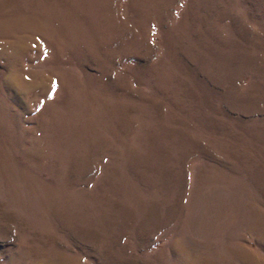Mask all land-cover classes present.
I'll return each instance as SVG.
<instances>
[{
    "label": "rangeland",
    "instance_id": "1",
    "mask_svg": "<svg viewBox=\"0 0 264 264\" xmlns=\"http://www.w3.org/2000/svg\"><path fill=\"white\" fill-rule=\"evenodd\" d=\"M0 264H264V0H0Z\"/></svg>",
    "mask_w": 264,
    "mask_h": 264
}]
</instances>
